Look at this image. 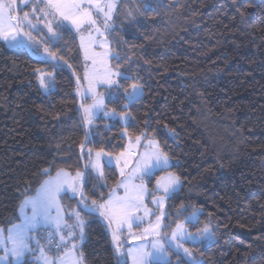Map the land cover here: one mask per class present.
<instances>
[{
	"label": "trees",
	"instance_id": "1",
	"mask_svg": "<svg viewBox=\"0 0 264 264\" xmlns=\"http://www.w3.org/2000/svg\"><path fill=\"white\" fill-rule=\"evenodd\" d=\"M17 5L21 17L31 9ZM111 25L121 57L111 63L134 79L111 88L107 107L128 113L126 125L102 116L92 129L85 123L86 64L73 30L48 43L61 60L0 40V227L19 221L22 202L49 175L85 172L89 149L122 153L127 131L156 140L172 160L181 187L168 201L170 226L200 209L198 227L215 233V243L193 246L202 264H264V0H120ZM37 69L54 76V88L42 89ZM132 83L143 95L126 106ZM119 180L114 166L100 178L92 172L84 202H104ZM84 198L75 199L81 210ZM84 213V263L118 264L112 225ZM44 230L38 238L60 253Z\"/></svg>",
	"mask_w": 264,
	"mask_h": 264
},
{
	"label": "snow or ice",
	"instance_id": "2",
	"mask_svg": "<svg viewBox=\"0 0 264 264\" xmlns=\"http://www.w3.org/2000/svg\"><path fill=\"white\" fill-rule=\"evenodd\" d=\"M21 3L29 5L31 7V17L29 12L25 11L23 16L17 14L18 5L17 0H0V39L8 42L10 47L22 48L28 47L32 50L34 55H40V48L44 49L47 54L44 59L47 60H61L62 57H56L54 52H51L48 48L49 42L58 43L62 39L64 31L71 30L74 27L77 32H80L82 28L88 32L87 43L85 36L81 33V47L85 49V58L88 59V49L93 44H99L105 51L101 53L93 54V64H97L95 57H101L100 63L105 67L103 74L93 73L92 76L86 78L89 79V89L93 90L95 84H103L107 87H114L116 90L123 88V85L119 83L120 79L129 80L134 79L126 72L112 71L107 67L108 57L111 55L115 60H121L119 54L112 55L108 49V37L105 35L112 28L109 23L112 19V13L116 7L114 3H105L103 0H20ZM149 5L146 3L145 8ZM95 12V15L93 14ZM103 17L101 26L98 25L97 19ZM51 17V19H49ZM33 20L36 23H33ZM43 25L49 34L45 39L37 41L32 35V31L41 33L42 29L39 25ZM87 26V28H85ZM25 28L28 31H25ZM90 29H94L96 36L99 39L93 37V33ZM38 73V79L40 86L48 91L55 86V79L51 73L45 74L36 70ZM135 79H139L136 77ZM131 91L127 93L126 99L130 102H134L141 95H143V85L139 83H132L130 85ZM94 103L93 105L84 109L88 123H91V117L94 114H99L103 111V97L96 96L93 92ZM83 107V106H82ZM94 110V111H93ZM105 115H115V110L111 113L105 112ZM147 139V138H146ZM141 140L140 136L136 137V145H139ZM134 146L130 145V148ZM84 148V145H81ZM88 156H92L91 149L88 150ZM125 153H121V157ZM128 155H136L135 151H130ZM101 152L95 153V160L89 161V164L85 165V172L77 171L73 176L71 173L60 170L56 173L55 177L49 175V178L44 180L35 194L31 197H26L21 204V212L24 213L25 209H30L31 214L24 213V223L20 225H13L7 229V235L2 233L3 229H0V248H3L5 252L4 257H0V260L10 256L13 258L12 264H21L22 258L26 253L32 251L31 242L34 239L33 232L41 223L55 226L56 229H60L61 226L67 228V236L69 238L84 240V227L85 221L81 218L80 212L73 210L69 219H75L74 225H69L63 215L62 206L60 204V194L67 190H70L73 194L79 193L82 198L83 186L85 183H90L92 179V172L95 171L96 178L103 176V165L101 163ZM121 157L116 158V162L119 163ZM109 166L112 165V160L105 161ZM127 160L124 161L125 167L127 166ZM170 164L169 157L166 152L160 147L159 143L152 139H147L145 145V151L137 161V167L134 172L140 174V178L143 176H150L157 168H167ZM47 174V170H45ZM121 175H124V170L121 168ZM159 184V182H157ZM180 184V178L173 175L168 184L162 186L164 196L160 199H154L156 205H161L163 199L170 197ZM126 190V196L119 198L118 201L109 199L103 203L92 201L91 204L84 202L86 198L82 200L83 211L89 214L99 213L100 216L108 222L111 226L115 223V227L112 229V239L114 242V249L117 254L118 264H128V258L131 257L132 264H170L169 252L175 251L178 255L185 254L191 258L192 264H200L198 260L193 256L190 249L184 247V242L191 240L204 241L212 240L215 233L212 232L208 225H205L203 229L198 230V235H194L188 231L184 222L176 223L175 228L171 230L170 234L167 231L162 232L163 228H170V225H162V215L155 216V222L148 221V226L143 229V233L136 236V239L145 240L144 244L139 245L136 248H129L126 251H121V231L127 230L131 234L133 224L139 226L141 222L145 220V217L149 215V210L144 205V195L146 190L143 185H131L124 184ZM143 209V215H137ZM55 212V215L52 213ZM187 223H198L199 218L195 211L191 212L186 218ZM78 230V235H76ZM151 236L152 239H148ZM61 240H64V236H61ZM39 245V241H36ZM76 244H72V248L76 249ZM44 264H55L54 261H50L43 254L41 249V257Z\"/></svg>",
	"mask_w": 264,
	"mask_h": 264
},
{
	"label": "rangeland",
	"instance_id": "3",
	"mask_svg": "<svg viewBox=\"0 0 264 264\" xmlns=\"http://www.w3.org/2000/svg\"><path fill=\"white\" fill-rule=\"evenodd\" d=\"M119 1L120 0H103V2H105V3H114L116 6H117V3ZM30 3H31V0H30ZM19 4L22 7L25 6V4L20 2V0H19ZM115 9H116V7H115ZM115 9L112 13V19H113ZM29 14L31 17V9L29 10ZM93 14L95 15V12ZM49 19H51V17H49ZM102 19H103L102 16L99 17L97 19V23H98V25L101 26V29L103 30V26L101 24ZM112 19L109 22L110 24H112ZM33 23H36V21L33 20ZM39 27L42 29L41 33L35 34L36 31L31 32V35L37 41L43 40L49 35L47 33L46 28H44V26L42 24L39 25ZM85 28H87V26H85ZM70 29L73 30L76 33V35L78 36L79 41H80V45H81V33H83V35L85 36V41L87 43L88 32L85 31L84 28H82L80 30V32H77L75 30V28L71 27V26H70ZM90 30L93 33V37H95L96 39H99V37L96 36L94 29H90ZM105 35H107V32L105 33ZM107 47L112 53L111 43H110L109 39H108V46ZM81 50H82L83 59H84L85 64H86L84 81L82 83V91H83L84 97L90 99V102L85 104L84 109L93 105V103H94V99L92 98L93 92L95 93L96 96H102L103 101H104L102 112H100L99 114H95V111L93 110L94 114L91 117V120H92L91 123H88L86 113L84 111L85 123L88 125V127L90 129H92V126L94 124V120L96 118L102 116V117H105L107 119H119L123 125H126L131 120V117L128 113L119 114L115 111V115H105L104 114L105 112L111 113L113 111L111 109H108V107H107V99L109 97H113V94L111 93L110 87H107L103 84H95L93 90L89 89V79L86 78V73L88 74V76H92L93 73L103 74L105 72V67L99 62L101 57H95L97 59V64H95V65L93 64V54L94 53H101L102 54L105 51V49L100 47L99 44L91 45L88 49V56H89L88 59L85 58V49L83 47H81ZM46 55L47 54L44 52V49L43 48L40 49V55L39 56H41L43 58ZM112 55H113V53H112ZM111 58H112V56L110 55L108 57L107 67L111 68L112 71L115 72L117 70L113 67V65L111 63ZM45 92H47V91H45ZM130 103H132V102H130L128 99H126V106H128ZM123 134L127 138L126 148L122 152V153H125V155L121 157V153L113 155V154H108V153L102 151V156L100 158L101 163L103 165V176H104V166L108 165L107 163H105V161L108 159L112 160L113 163L111 166H114L118 170L119 175H120L119 183L115 186L112 193L109 195L108 199H106L105 201H108L111 198L115 202V201H118L119 198L125 197L126 196V190H125L124 184H128L129 187H131V185H133V184L143 185L144 189L146 190L143 203H144V205H146L147 209L149 210V215L147 217H145V220L143 222H141L139 224V226H137L136 224H133V227L131 229V234L126 229L121 231V233H120V235H121V240H120L121 251H126L129 248H136L139 245L144 244L146 242L145 240L136 239L135 237L143 233V229L148 226V221H152L153 223L155 222V216L156 215H162V217H163L162 221H161L162 225H170V223L167 221V217H168L167 205H168L169 198L176 191H178L180 189L181 180H180L179 186L177 187V190L170 197L164 198L161 205H156L153 202L154 199H160L164 196L163 191H162V186L168 184L173 175L177 176L175 173L168 170L172 166V160L169 158L170 164L167 168H163V169L157 168L153 172L152 175L143 176V178L141 179L140 174L135 173L134 170L137 167V161L139 160V158L142 156V154L145 151V145L147 143V139L144 136H141V140H140L139 145H136V137H130L129 134L127 133V131H123ZM152 140H154V139H152ZM130 145H132L134 147L130 148ZM130 151H135L136 155H128V153ZM96 152H101V151L92 152V156L89 157V161L95 160V158H96L95 153ZM117 157H121L119 163L116 162ZM125 160H127V162H128L126 167L124 165ZM89 161L87 162L88 164H89ZM121 168H123V170H124L123 176L121 175ZM64 171L70 173L69 171H66V170H64ZM93 172L95 173V171H93ZM55 176H56V174L52 177H55ZM157 182H159V184ZM79 196H80L79 193L73 194L70 190L66 189L65 191H63L60 194V198H59L60 204L62 206L64 218H65V220H67L69 225H74L76 223L74 218L69 219V216L71 215L72 211L76 210V211L80 212L81 218L85 221V227H86V218L84 216V214H85L84 211L81 210V207L78 204L74 205L75 199L77 197L79 198ZM101 203H103V202H101ZM69 204H72V206H70ZM194 211L197 213L198 218H199L200 209H195ZM24 213H27L28 215H30L31 211H30V209H25ZM24 213L21 212V207H20V209H19V221L8 226V227H0V229L4 230L2 235L6 236L7 235V229L12 227L13 225H20V224L24 223ZM52 214L55 215V212H53ZM97 214H99V213H97ZM189 214L187 216H189ZM137 215H143V209L141 210L140 213H137ZM185 218L179 220L177 223L184 222L186 224L188 231L191 232L192 234L198 235V230L204 228V226L198 227V223H187ZM85 227H84V237L86 238ZM114 227H115V223L112 224V228H114ZM174 228H175V226L170 227V228H163L162 227L161 231L162 232L167 231L170 234L171 230ZM41 229H52L54 237L56 236L58 244L61 245V247H62L60 253L55 254L50 249H48V247H45L43 245L42 241L36 235V232L38 230H41ZM76 235H78V230H76ZM61 236H64L63 241L61 240ZM33 237H34V239L31 242L32 251L25 254V256L22 258L21 264H23V263L26 264V262L28 260L30 261L28 264H44L43 260L40 258L41 257V249L43 250L44 256H46L50 261H54L55 264H85L83 251H82V247H83V243L85 241V238L83 241H81L79 239L69 238L67 236V228L61 226L60 229H56L55 226H53L51 224L45 225V224L41 223L39 226H37V228L33 232ZM148 239L150 240V239H152V237L149 236ZM37 240L39 241V245L36 244ZM216 241H217L216 235L214 236V238L212 240H204V241H196V242L188 240V241L184 242V247L190 249L191 252L193 253V256L196 258V260H198L200 262V264H202V258L200 257V255H198L196 247H193V246L199 245V247H197L199 249L200 247H206L208 245H211V244L215 243ZM73 243L76 244V246H77L76 249L72 248ZM4 256H5V252H4L3 248H0V257H4ZM180 258H183L192 264L191 258H189L187 255H185V254L178 255L175 251L170 250L169 257H168V259L170 260V264H178V260ZM12 261H13V258L8 256L5 259L0 260V264H12ZM128 264H132L131 257L128 258Z\"/></svg>",
	"mask_w": 264,
	"mask_h": 264
},
{
	"label": "built area",
	"instance_id": "4",
	"mask_svg": "<svg viewBox=\"0 0 264 264\" xmlns=\"http://www.w3.org/2000/svg\"><path fill=\"white\" fill-rule=\"evenodd\" d=\"M43 232L47 237H49V239H47L49 241V243L56 245L54 238H52V229H45ZM56 247L58 248L57 245H56Z\"/></svg>",
	"mask_w": 264,
	"mask_h": 264
},
{
	"label": "crops",
	"instance_id": "5",
	"mask_svg": "<svg viewBox=\"0 0 264 264\" xmlns=\"http://www.w3.org/2000/svg\"><path fill=\"white\" fill-rule=\"evenodd\" d=\"M0 40L3 41L8 47H10L7 41H5L3 39H0ZM11 48H15V47H11Z\"/></svg>",
	"mask_w": 264,
	"mask_h": 264
}]
</instances>
